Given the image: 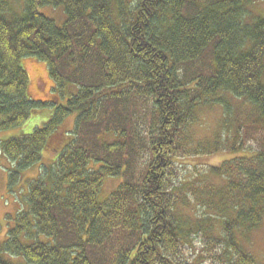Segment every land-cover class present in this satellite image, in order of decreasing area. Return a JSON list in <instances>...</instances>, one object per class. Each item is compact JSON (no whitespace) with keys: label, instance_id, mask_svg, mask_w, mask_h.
<instances>
[{"label":"trees","instance_id":"obj_1","mask_svg":"<svg viewBox=\"0 0 264 264\" xmlns=\"http://www.w3.org/2000/svg\"><path fill=\"white\" fill-rule=\"evenodd\" d=\"M255 1L0 0L7 194L36 173L5 215L0 264H256L236 237L264 217V15ZM53 10L65 16L60 27ZM27 59L45 66L47 98L30 91ZM225 96L254 120L231 142L221 122L213 142L190 147L196 111L220 105L225 115ZM220 152L230 156L211 159ZM185 158L224 183L182 173ZM107 178L116 186L101 198Z\"/></svg>","mask_w":264,"mask_h":264},{"label":"rangeland","instance_id":"obj_2","mask_svg":"<svg viewBox=\"0 0 264 264\" xmlns=\"http://www.w3.org/2000/svg\"><path fill=\"white\" fill-rule=\"evenodd\" d=\"M253 8L256 11L255 15L263 16L264 15V0H256L253 4ZM50 15L51 17H53L52 19L54 20L56 26L60 27L63 24L65 16L63 15L62 10L61 12L59 10H53L52 13H50ZM25 63H26L27 72H28L30 91L36 97L43 98V99L47 98L48 92L52 85V81L50 77L48 76V74L46 73L45 66L31 59H27ZM247 110H248L247 106L244 105L242 101L232 99V98L229 99V102L227 104V113L225 115L223 114V110L220 105L219 106L218 105H206L200 108L199 110L196 111V114H195L196 121L190 125V129H188V133L186 134L187 138L188 136H190L191 138L190 139L191 144L189 146L194 147L198 144H202L206 142L210 143L209 142L210 140L211 142H213L215 135H218V133L222 130L221 122H223L225 125H228L227 128L223 130V132L229 137L230 142L233 141L234 137H237V134H236L237 128L249 124L250 121H253L254 117H256L254 114L249 113ZM28 125L29 124L27 123V125L25 126V129L28 127ZM73 126H74V122L72 120V117H70L60 127L59 134H57L58 137L64 138L65 133L72 130ZM31 129L29 131H31ZM214 131H216L215 135L213 133ZM2 132H5V131H2ZM11 133H8L0 137L7 136ZM114 140L115 139L113 137H110L108 141L111 142ZM228 156L230 155L227 152H223V153L220 152L212 156L211 159L217 162L221 158L228 157ZM194 159L195 158L193 159L185 158L182 160V163H184L183 166H181L183 167L181 168L182 173H184V169L188 171L189 170H195V171H200V172L202 171L201 166L195 167ZM2 160H4V157L3 155L0 154V237L6 236V233H7V226H6L7 224L4 219L6 213L11 214L12 212L16 211L17 206L15 204V196L19 197L20 192H23V193L27 192L24 180L27 178L28 175H29L28 177H31L36 174L35 172H31L35 170L22 173L21 177H19L18 183L15 185L16 194L15 195L7 194V190H6V187H7L6 168L7 167L4 168V165L6 163L1 162ZM202 176L204 177V182H207L208 185L214 187L215 189H217V187H220L219 184L223 182L222 178L214 172L202 171ZM116 182L117 180L113 178H107L106 180H104V183L101 186L100 197L104 198L105 196H107L110 190H112L116 186ZM206 188L203 189V193L207 192ZM219 192H220V195L223 194V198L226 197L224 194L225 192L226 194H228L226 190L224 193L221 190H219ZM214 203H216L217 205L218 197H216V200ZM201 212L203 213V210H201ZM189 216L190 218L188 220L190 222H195V216H193V214H190ZM236 237L239 240H242V243L245 246L246 250L253 253L256 259V262H255L256 264H264V217L259 222L256 228H254L251 231L244 232L242 239L240 238L239 234ZM24 240H27V239L24 238Z\"/></svg>","mask_w":264,"mask_h":264},{"label":"bare ground","instance_id":"obj_3","mask_svg":"<svg viewBox=\"0 0 264 264\" xmlns=\"http://www.w3.org/2000/svg\"><path fill=\"white\" fill-rule=\"evenodd\" d=\"M225 101H227V103L229 102V99L227 96L224 97Z\"/></svg>","mask_w":264,"mask_h":264}]
</instances>
